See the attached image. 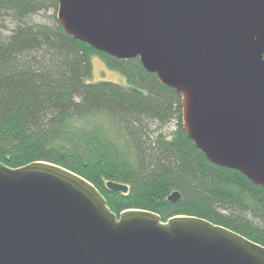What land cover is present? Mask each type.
I'll list each match as a JSON object with an SVG mask.
<instances>
[{"label": "water", "instance_id": "1", "mask_svg": "<svg viewBox=\"0 0 264 264\" xmlns=\"http://www.w3.org/2000/svg\"><path fill=\"white\" fill-rule=\"evenodd\" d=\"M57 19L96 50L138 57L181 94L206 158L264 186V0H59ZM0 264H264V245L193 215L117 216L64 167L0 162Z\"/></svg>", "mask_w": 264, "mask_h": 264}, {"label": "trees", "instance_id": "2", "mask_svg": "<svg viewBox=\"0 0 264 264\" xmlns=\"http://www.w3.org/2000/svg\"><path fill=\"white\" fill-rule=\"evenodd\" d=\"M59 0H0V162L47 161L89 181L117 216L193 215L264 245V186L208 160L183 129L181 94L65 31ZM51 12L45 22L29 17ZM2 28V29H1ZM93 56L125 83L92 81ZM108 181L127 186L110 191ZM179 193L176 202L167 197Z\"/></svg>", "mask_w": 264, "mask_h": 264}, {"label": "rangeland", "instance_id": "3", "mask_svg": "<svg viewBox=\"0 0 264 264\" xmlns=\"http://www.w3.org/2000/svg\"><path fill=\"white\" fill-rule=\"evenodd\" d=\"M51 12H46V13H41V14H36L33 16L29 17V21H40V22H45L49 20ZM5 23V28H1L3 33H8L10 28L13 26V24L10 22L8 19H0V24ZM91 63H92V81H97V80H110V81H115V82H120V83H125L124 77L118 72V71H113L109 69L104 62L97 56H93L91 58Z\"/></svg>", "mask_w": 264, "mask_h": 264}]
</instances>
